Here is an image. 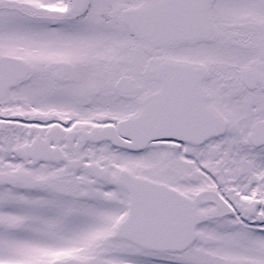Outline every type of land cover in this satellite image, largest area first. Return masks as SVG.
Segmentation results:
<instances>
[{
	"label": "snow or ice",
	"instance_id": "6c2138e0",
	"mask_svg": "<svg viewBox=\"0 0 264 264\" xmlns=\"http://www.w3.org/2000/svg\"><path fill=\"white\" fill-rule=\"evenodd\" d=\"M0 264H264V0H0Z\"/></svg>",
	"mask_w": 264,
	"mask_h": 264
}]
</instances>
